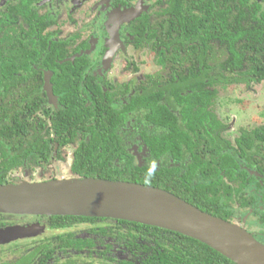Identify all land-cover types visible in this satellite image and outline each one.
<instances>
[{
  "label": "flooded vegetation",
  "instance_id": "flooded-vegetation-1",
  "mask_svg": "<svg viewBox=\"0 0 264 264\" xmlns=\"http://www.w3.org/2000/svg\"><path fill=\"white\" fill-rule=\"evenodd\" d=\"M170 1L0 0V36L8 31L11 37L8 26H12V36L20 47L27 44L25 48L30 52H39L30 63L37 70V77L25 79L15 88L46 93L44 106L59 110L61 94L54 90L52 71L40 70L46 64L45 47L38 43L45 40L49 52L54 48L61 51V44L70 48L71 55L67 59L72 61L88 59L93 86L83 85L87 91L84 96L88 98L86 105L101 112L99 104L104 101L106 118L113 120L115 116H122L118 137L123 140V158L140 168L157 170L156 178L160 181L172 178L170 171H175L180 179L185 176V179H194V158H199L201 163V176L203 167L216 171L222 167L215 161L228 164L229 160L231 165L228 168H235V173L227 177L222 168L224 178L218 182L233 188L235 199L228 201V205L222 203L221 211L229 216L230 222L244 227L264 244V148L254 134L256 129L264 127V123L246 115L247 111L240 106L225 107L224 90L227 87L223 83H217L219 98L211 103L207 97L211 88L199 81L205 77L204 68L201 71L199 65L194 67L187 55L185 57L184 50L162 45L161 37L153 40L148 37L150 28L146 30L142 18L148 16L154 30L159 25L154 22L170 9ZM212 2L218 10L226 8L225 5L219 6V0ZM238 6L236 0H231L230 12H219L220 22H224L221 27L225 30L221 35L227 36L230 30L242 29L245 26L243 15L248 16L253 24L262 18L264 0L243 1ZM22 7L29 12V19L23 14ZM165 58L170 61L165 63ZM226 70L213 66L210 72L220 80ZM146 91L153 93L145 94ZM140 96L149 97L146 99L148 105L165 106L166 116L153 119V113L146 106L131 109L134 107L131 100ZM174 136L182 140L177 137L173 150L164 154H161L162 149L155 155L147 142V137ZM82 138L83 132L78 131V142ZM85 139L89 142L91 134ZM77 140L69 141L62 151L55 144L54 156L49 162L41 161L45 166L34 163V167H22L27 172L26 177L35 182L69 178ZM193 151L198 157H194ZM124 159H112L108 154L104 157L109 165L114 162L120 169ZM214 175L210 170L208 177H204L207 184L214 180ZM181 182L175 179L173 189L176 190ZM51 217L0 213L4 224L0 226V252L6 254V259L0 255V264H144L149 251L153 250L150 241L132 242L130 226L123 225L120 219L88 217L96 219L52 227ZM10 228L17 230L8 232ZM24 231L27 233L21 235ZM4 235L14 237L1 243ZM17 252L20 254L15 255ZM23 256L33 257L23 261Z\"/></svg>",
  "mask_w": 264,
  "mask_h": 264
},
{
  "label": "trees",
  "instance_id": "trees-1",
  "mask_svg": "<svg viewBox=\"0 0 264 264\" xmlns=\"http://www.w3.org/2000/svg\"><path fill=\"white\" fill-rule=\"evenodd\" d=\"M236 1L240 6V2L243 4V1L251 0ZM230 2L231 0H219V6L225 5L226 8L218 10L213 7L212 0H171L170 9L154 22L159 24L154 30L152 29L154 25L152 27L150 25V18L148 16L142 18L146 30L150 28L148 37L151 40L154 37H161L162 45L184 50L185 57L187 55V60L191 61L194 67L199 65L201 71L204 68L205 77L199 81L211 88L207 96L211 103L217 102L219 98V90L216 88L218 82L227 87L224 93L229 96L234 95L235 92L240 93L241 90L244 92V89L250 90L253 84H264V10L257 24H253L248 16L243 15L245 26H242V29L237 28L235 32L230 30L227 36H223L221 33L225 30L221 26L224 22H220L219 12L228 14L231 10ZM22 8L23 14L29 19V12ZM8 27L11 29V37L8 31L0 36V185L22 182L13 178V171L25 165L27 168L34 167V163L45 166L41 161L49 162L54 156L55 144H58L62 151L69 141L77 140L79 131L83 132L84 138L79 142L77 140L69 178L94 177L159 187L207 213L230 220L220 208L222 203L228 205V201L235 199L233 188L226 183L220 185L224 178L221 174L222 168L226 170L227 177L235 173L233 171L235 168H228L231 165L229 160L228 164L215 161L222 168L216 171L210 169L215 175L214 180L209 184L204 177H208L210 170L203 167V176H201L199 158H194L192 162L194 179H185L186 176L180 179L175 171H170L173 174L172 178L158 180L157 170L149 167L140 168L123 158L125 156L123 140L118 137L122 116H115L113 120L106 118L103 113L104 101L99 104L101 112H95L91 105H86L88 98L84 96L87 91L84 90L83 85L93 86L88 59L76 58L72 61L67 59L71 55L70 48L61 44V51L54 48L53 52L51 50L49 52L45 40H40L38 43L45 47L46 64L45 68L40 70L52 71L51 81L54 83V90L61 94L59 110H49L44 106L47 103L46 93L30 88L18 91L15 88L19 82L37 77L35 76L37 70L33 69L30 63L34 58L36 59L35 55L39 52L37 50L30 52L31 50L25 48L27 44L20 47L12 36L13 27ZM163 61L168 63L170 59L165 58ZM213 66L228 69L224 78L217 80L214 75H211ZM194 76H196L195 72ZM151 93L153 92H145V94ZM147 98L149 97H134L130 102L134 107L130 108L146 106L153 113L151 116L153 119L166 116L165 106L159 107L157 103L148 105ZM88 134H91L89 142L85 139ZM254 134L259 142L263 143L264 148V127L256 129ZM177 137L182 140L179 136L147 137V142L155 155L162 149L161 154H164L169 149L173 150ZM101 149H103L102 152H100ZM58 151L60 152V149ZM106 154L112 159L115 157L124 159L123 168L120 169L114 162L109 165L108 161L104 160ZM193 155L198 157L195 151ZM25 179L32 182L29 177ZM175 179L182 180L176 190L173 189ZM196 179L197 183H194ZM95 219L79 216H52L51 223L52 227H62L71 226L78 221ZM119 221L123 225L130 226L132 242L153 243V250L149 251L144 264H237L214 248L192 237L157 226L127 220ZM3 225V221L0 220V226ZM141 235L142 238H140ZM32 257L23 256V261H29Z\"/></svg>",
  "mask_w": 264,
  "mask_h": 264
},
{
  "label": "water",
  "instance_id": "water-1",
  "mask_svg": "<svg viewBox=\"0 0 264 264\" xmlns=\"http://www.w3.org/2000/svg\"><path fill=\"white\" fill-rule=\"evenodd\" d=\"M0 213L138 222L197 239L237 264H264V244L244 227L207 213L170 191L136 182L72 177L3 184ZM4 236L1 243L14 237Z\"/></svg>",
  "mask_w": 264,
  "mask_h": 264
},
{
  "label": "rangeland",
  "instance_id": "rangeland-1",
  "mask_svg": "<svg viewBox=\"0 0 264 264\" xmlns=\"http://www.w3.org/2000/svg\"><path fill=\"white\" fill-rule=\"evenodd\" d=\"M223 105L226 107L240 106L247 111L246 115L254 116L258 121L264 123V84L263 85H251L250 90L244 89L240 93L235 92L234 95H226ZM64 172V171H63ZM13 178L17 181H23L27 176V172L23 168L17 169L12 173ZM26 180V179H25ZM36 181V180H35ZM33 181V182H35ZM38 182V181H37ZM13 246H10V248ZM1 248V247H0ZM19 255L20 252L14 253ZM0 255L6 259V254L0 252ZM14 258V256H13Z\"/></svg>",
  "mask_w": 264,
  "mask_h": 264
}]
</instances>
